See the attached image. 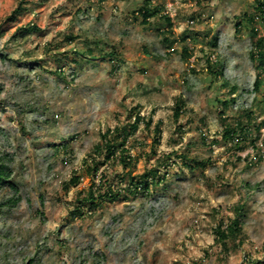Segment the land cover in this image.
Returning a JSON list of instances; mask_svg holds the SVG:
<instances>
[{
  "label": "clouds",
  "instance_id": "clouds-1",
  "mask_svg": "<svg viewBox=\"0 0 264 264\" xmlns=\"http://www.w3.org/2000/svg\"><path fill=\"white\" fill-rule=\"evenodd\" d=\"M11 7L0 264H264V0Z\"/></svg>",
  "mask_w": 264,
  "mask_h": 264
},
{
  "label": "rangeland",
  "instance_id": "rangeland-1",
  "mask_svg": "<svg viewBox=\"0 0 264 264\" xmlns=\"http://www.w3.org/2000/svg\"><path fill=\"white\" fill-rule=\"evenodd\" d=\"M13 3L14 0H0V16H3L5 12H9V16L12 15V12L15 10L11 7ZM257 264H261V262L258 261Z\"/></svg>",
  "mask_w": 264,
  "mask_h": 264
},
{
  "label": "trees",
  "instance_id": "trees-1",
  "mask_svg": "<svg viewBox=\"0 0 264 264\" xmlns=\"http://www.w3.org/2000/svg\"><path fill=\"white\" fill-rule=\"evenodd\" d=\"M17 10H19V9H18V8L15 9V10L12 12V15H15V12H16ZM12 15H10V16L8 17V19H11Z\"/></svg>",
  "mask_w": 264,
  "mask_h": 264
}]
</instances>
